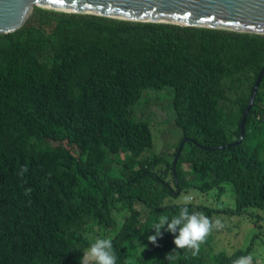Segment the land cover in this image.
<instances>
[{
    "label": "trees",
    "instance_id": "1",
    "mask_svg": "<svg viewBox=\"0 0 264 264\" xmlns=\"http://www.w3.org/2000/svg\"><path fill=\"white\" fill-rule=\"evenodd\" d=\"M263 65V34L35 7L21 28L0 34V264H80L94 243L87 235L116 229L117 264H233L247 255L264 264V252L255 254L264 221V74L234 144ZM148 92L170 97L180 135L167 159L147 156L151 129L132 115ZM190 190L229 191L219 207L186 206L213 222L215 214L247 217L253 240L217 252L211 231L198 255L176 249L166 259L176 234L165 225L152 244L150 226L177 215L185 203L170 198ZM132 243L141 253L135 248L130 261Z\"/></svg>",
    "mask_w": 264,
    "mask_h": 264
},
{
    "label": "water",
    "instance_id": "2",
    "mask_svg": "<svg viewBox=\"0 0 264 264\" xmlns=\"http://www.w3.org/2000/svg\"><path fill=\"white\" fill-rule=\"evenodd\" d=\"M35 7L139 23H162L264 35V0H0V34H9L21 28ZM263 74L264 65L240 122V138L234 144L242 141L245 120ZM183 144L184 140L173 160V176Z\"/></svg>",
    "mask_w": 264,
    "mask_h": 264
},
{
    "label": "rangeland",
    "instance_id": "3",
    "mask_svg": "<svg viewBox=\"0 0 264 264\" xmlns=\"http://www.w3.org/2000/svg\"><path fill=\"white\" fill-rule=\"evenodd\" d=\"M170 107V97L165 93H150L148 92L144 99L135 107L131 109L133 117L148 124L153 136V146L147 156H162L167 159V153L174 148V143L177 144L179 138V130L174 127ZM169 161V160H167ZM161 167V166H160ZM158 169V167H157ZM167 180L171 183L170 177ZM190 199L187 203L195 205L205 204L209 206L219 207L221 201L229 203L231 193L228 191L223 198H218V194L211 191L207 194L199 193L194 190L183 192L182 194L170 198V203H185V198ZM225 197V198H224ZM121 211V210H120ZM120 214V215H119ZM115 215L117 228L120 227L126 213H119ZM264 217V214H262ZM220 214L214 215L212 234L214 236V246L217 252L226 251L231 252L233 249L245 248L254 238L257 233L256 227L250 219L245 216L228 217ZM220 221L216 224V221ZM117 230V229H116ZM115 230V231H116ZM261 233L257 237V253L264 252V221L261 222ZM115 231L104 232L103 230H96L87 235V239L95 242L96 239L112 238ZM259 231V230H258ZM262 243V244H261ZM140 254L141 250L134 243L129 246L130 261L135 257L134 250Z\"/></svg>",
    "mask_w": 264,
    "mask_h": 264
},
{
    "label": "clouds",
    "instance_id": "4",
    "mask_svg": "<svg viewBox=\"0 0 264 264\" xmlns=\"http://www.w3.org/2000/svg\"><path fill=\"white\" fill-rule=\"evenodd\" d=\"M189 197L185 198V206L180 207L177 215L169 217L167 215L160 217L152 222L150 229L154 234L148 236V242L154 244L161 234V229L165 228L169 233H175L173 244L175 248L166 256L171 260L172 254L176 249L192 250V255H198L201 244L213 229V221L203 213L190 211L187 207ZM219 224L220 221H216ZM145 245H142V250ZM251 255L240 256L233 264H252ZM80 264H117V256L113 250L112 240L110 238L96 239L86 253H83Z\"/></svg>",
    "mask_w": 264,
    "mask_h": 264
},
{
    "label": "bare ground",
    "instance_id": "5",
    "mask_svg": "<svg viewBox=\"0 0 264 264\" xmlns=\"http://www.w3.org/2000/svg\"><path fill=\"white\" fill-rule=\"evenodd\" d=\"M120 215V214H119ZM129 219V218H128ZM127 221V220H126Z\"/></svg>",
    "mask_w": 264,
    "mask_h": 264
}]
</instances>
